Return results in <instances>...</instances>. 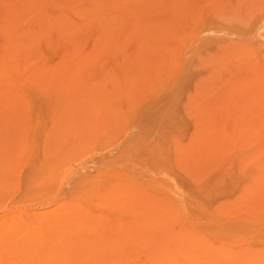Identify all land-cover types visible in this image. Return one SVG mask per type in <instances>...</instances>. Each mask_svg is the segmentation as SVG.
I'll use <instances>...</instances> for the list:
<instances>
[{
  "label": "rangeland",
  "instance_id": "1",
  "mask_svg": "<svg viewBox=\"0 0 264 264\" xmlns=\"http://www.w3.org/2000/svg\"><path fill=\"white\" fill-rule=\"evenodd\" d=\"M0 264H264V0H0Z\"/></svg>",
  "mask_w": 264,
  "mask_h": 264
}]
</instances>
